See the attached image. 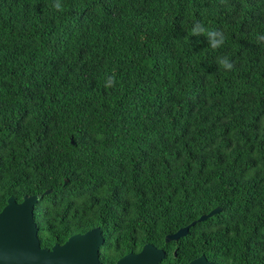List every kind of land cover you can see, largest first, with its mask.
Instances as JSON below:
<instances>
[{"label": "trees", "instance_id": "1", "mask_svg": "<svg viewBox=\"0 0 264 264\" xmlns=\"http://www.w3.org/2000/svg\"><path fill=\"white\" fill-rule=\"evenodd\" d=\"M35 195L41 248L264 264V0H0V212Z\"/></svg>", "mask_w": 264, "mask_h": 264}, {"label": "water", "instance_id": "2", "mask_svg": "<svg viewBox=\"0 0 264 264\" xmlns=\"http://www.w3.org/2000/svg\"><path fill=\"white\" fill-rule=\"evenodd\" d=\"M40 198L36 195L24 197L21 203L13 198L7 200L0 212V264H104L100 261V248L104 239L98 228L74 235L63 245H54L51 249L41 248L33 220L34 206ZM218 212L215 209L196 222H203ZM196 222L166 236L165 243L177 242L185 237ZM165 256L162 249L145 245L139 253L128 254L115 264H160ZM188 264L214 263L202 256Z\"/></svg>", "mask_w": 264, "mask_h": 264}, {"label": "clouds", "instance_id": "3", "mask_svg": "<svg viewBox=\"0 0 264 264\" xmlns=\"http://www.w3.org/2000/svg\"><path fill=\"white\" fill-rule=\"evenodd\" d=\"M56 7L59 8L60 5L57 4ZM205 31L206 30L203 27V25L197 23L196 26L192 29V35L201 34V33H204ZM208 35H211L213 37H218V39H214L211 43L213 48L222 46L225 42V36L221 31L209 32ZM217 62L223 68H227L229 70L232 68V64L229 63L227 57H223L222 59L219 58Z\"/></svg>", "mask_w": 264, "mask_h": 264}]
</instances>
